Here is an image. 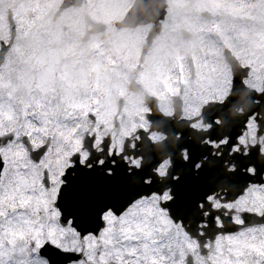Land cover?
Listing matches in <instances>:
<instances>
[{"label": "snow or ice", "instance_id": "obj_1", "mask_svg": "<svg viewBox=\"0 0 264 264\" xmlns=\"http://www.w3.org/2000/svg\"><path fill=\"white\" fill-rule=\"evenodd\" d=\"M247 86L231 80L233 90ZM252 90L264 101V88ZM77 119L66 111L34 123L27 108L21 118L0 104V264H264V147L241 133L230 151L249 158L247 179L222 199L202 197L193 215L178 191L163 194L175 211L156 206L155 192L126 198L116 161L105 166L116 149ZM252 122L264 126L256 109L244 128Z\"/></svg>", "mask_w": 264, "mask_h": 264}, {"label": "rangeland", "instance_id": "obj_2", "mask_svg": "<svg viewBox=\"0 0 264 264\" xmlns=\"http://www.w3.org/2000/svg\"><path fill=\"white\" fill-rule=\"evenodd\" d=\"M59 1L60 0H0V39L7 40L8 38L9 28L5 20L7 9L13 11V17L16 24V35L5 58V60L10 62L0 66V82L1 77L5 80L7 79L6 83L0 84V104H3L6 110L11 108L12 111L21 118L25 108H27L28 111L33 114L34 123L43 119L41 115L45 114V109L42 106H39V104L37 106L36 104L34 105V103H30V98L28 100L24 95V88L20 87V79L22 81L25 80V76L20 74V63L24 53H32L34 47L37 46L42 48L49 47L55 51L60 47H65L61 46L63 45V42L66 44L68 43L69 45L65 44L67 47L63 48L61 51H65V49L68 48L77 50V40L83 32V17L84 15H89L94 20H101L105 23L106 38L104 43L109 42L110 47L107 48L108 50H101L100 46H102V44L98 41L93 42V40L79 45V47H87V45L94 43L92 48L96 49L97 53L95 58L76 62V82H80L86 76H90V79L93 80L96 76L100 75L102 71L109 69L114 70L115 77L118 78L119 75L116 69L119 64L115 62L113 55L119 54L125 56V54L122 53L123 48L135 45V42L138 41L141 35L138 28L132 31H127L128 35L125 36L121 35V33L125 31L116 34L117 31L112 23L115 18L120 17L119 15L122 13L121 11L124 10V7L127 6L130 0H84L80 7L70 8L63 11L60 16L53 21L52 14L59 4ZM207 2L208 0H196L189 5L187 0H167L168 11L163 23L164 29L160 36L155 39L152 52H155L156 54V51L160 47H163L166 42L169 44H177L175 38L176 32H178V28L182 24L179 21L178 16L186 18L183 24H185L188 29L198 32V30L202 28L204 33H200V35L204 36L202 40L197 38L196 41L193 42L194 61L197 66V75L192 83L188 84L187 82L189 69L186 59L184 58L183 50L179 44L175 47V52H170L167 49V58H163L161 61L157 60L155 63L156 72L167 80V95L165 94L161 97L163 100L161 105L164 106L167 102V110L170 104L168 95L177 90V82L180 79H185L186 96L190 95L189 90L193 87L197 88V83L201 82L205 86L206 84L204 83L208 82L212 85L213 82L217 81L216 77L218 76L220 78L229 77L228 70L224 67L222 55L220 51H218V45L214 41L211 42L210 39L206 40L205 38L209 29H215L216 32L225 33L227 40H225L224 43L232 47L234 52L238 55L246 56L244 58L245 61L252 62L255 69H253L249 81L256 80L260 75L264 77V0H249L248 6L243 5V7L245 6L244 11L243 9L238 10L237 7L230 9L236 10L237 17L234 21L231 20L229 14H222L221 11L226 9V7H223L224 4L222 0H212L210 4L213 6L215 10L214 15L216 13L218 19L215 21L213 20L210 28V23H208L206 19L198 16V10L209 7ZM247 7L248 10L246 11ZM209 8H211V6ZM191 10H194L197 13L192 15L190 13ZM187 11L189 13H187ZM242 12L244 15L253 18V22L250 25H246L239 21L238 15H241ZM62 25L67 26L64 41H62L61 35L59 36V32H57L56 35V29L60 27L62 30ZM199 25H202V27ZM172 28H174L175 32L173 34H168V31ZM230 29H233V34L230 33ZM54 43L59 46L54 45ZM224 43L222 41L221 47L222 44L225 45ZM60 60L61 58L56 59V56L53 55L49 56L47 59V64L43 68L42 75L39 76L40 85L37 93H39L40 98L44 97L45 94L50 91L51 86H49V84L54 78L52 76V67L56 65L57 67L62 68L64 66ZM120 65L125 66L126 62L123 60ZM107 75H110V73L107 72ZM142 79L147 82L153 90L158 89L156 82H154L149 76L142 77ZM110 80L111 78L105 83V87H107V90L109 91L108 93L111 92L110 90H112L116 84L110 83ZM121 82L122 79H119V83ZM73 85V80H65L64 96L66 100L71 98ZM206 87L205 90H207ZM108 93L103 92L101 94V101L104 105L109 104L110 99ZM85 94L86 90L83 88L77 89L76 97L72 103H84L83 100ZM91 98L93 97L91 96ZM207 98L208 97L204 95L202 98H199L196 102V107ZM93 102V108L98 119L100 121H106L108 118L106 112L103 110L100 112V109L104 107L95 104V98H93ZM43 104L53 111L55 116H57V111L59 110L62 115L67 111L71 113L73 117H78L76 124L77 126H81L82 133L85 131L84 120L86 119V112H82V110H84L83 105L76 106V109L72 106L63 109L64 106L61 107V102L59 100L54 102L50 98L44 101ZM191 104L190 101H187L185 111L192 108ZM77 109L81 111L78 112ZM58 117H60V115H58ZM48 119L50 121L52 120L50 117H48ZM143 123H145V120H137L132 115H129L123 124V133L126 134L134 129L135 125H143ZM10 128L11 125L9 126V129L6 130H10ZM24 130L27 129H21V131ZM151 201L156 204L155 198H152Z\"/></svg>", "mask_w": 264, "mask_h": 264}, {"label": "flooded vegetation", "instance_id": "obj_3", "mask_svg": "<svg viewBox=\"0 0 264 264\" xmlns=\"http://www.w3.org/2000/svg\"><path fill=\"white\" fill-rule=\"evenodd\" d=\"M212 0H208L207 5L211 8L208 7V10L212 13H214V8L210 4ZM224 6L226 9L222 10V14H229L231 20L236 19V10H230L234 9L237 7V9H243L245 10V6L249 5V0H222ZM243 5H245L243 7ZM248 10V7L247 9ZM213 11V12H212ZM235 13V14H234ZM243 13V12H242ZM242 16L238 15L240 18ZM215 19H218L215 15H213ZM231 21V22H233ZM85 26H83L84 28ZM123 32L124 34L127 33V30L125 28ZM230 33H233V29H230ZM229 33V34H230ZM94 40L95 42H100L102 43V40L97 36V35H92L88 42ZM227 40V36L225 33H220L218 40H216L218 43V51H220V46L219 43L222 41ZM54 42V41H53ZM87 42V43H88ZM143 42V41H142ZM142 42L140 43L139 39L136 41V44L133 46H129L127 48H123V54L125 56L120 55L118 57L121 61H125L126 65L121 66V69L117 71L119 77L123 79L121 84L119 85V89L122 90L125 88L124 95L127 97L120 96L118 98L115 97L113 90H110L111 92L108 93L109 91L107 90V87H105L103 84L107 81V73L106 70L102 71L100 75L96 76L93 80L90 79V76L84 77L80 82H76L77 78V61H86L91 58L96 57L97 50L93 49V45H87V47H79L76 49L68 48L63 50V48H66V45H69L68 43H64L61 46L65 47H60L53 51V49L49 47H34V50L30 54L24 53L22 55V61L20 63L21 65V74L25 76V80H21L20 87L24 88V95L26 98L29 100L30 98V103H34L38 106H42L45 109V114L42 115L44 118L50 117L52 120H55L58 115L63 116L61 112L58 110L57 111V116L54 115L53 111H51L46 105L43 104L44 101L48 100L49 98L52 101L59 100L61 102V107L64 106L63 109H66L69 106H72L76 109V104H73V100L76 97V92L77 88H83L86 90L85 98H84V103H79L78 105H83L84 110L82 112H86V119L84 120L85 124V131H88V133L91 135V133L96 132L97 135L103 139V136H108L110 138L109 144L105 147L108 148L109 145L113 148L116 149V154L115 155H107L106 156V164L105 166L110 165L111 160H115V168L117 170V176L114 181L115 187H123L125 177L127 179L132 178V181L128 182L126 185L133 187L138 184L139 177L140 180L144 179V177H151L152 178V183L151 187L154 189L155 193H158L156 196V204L159 206V201L161 199L164 200V193L165 192H170L171 187L167 185V175L170 178V181L177 180L178 184L176 188L180 190H186L187 185L190 183V180H196V178H200L201 176L204 175V171L207 170L204 168V164H206L208 161L211 160L214 164H218L220 162H223L224 165L226 166L224 168V172H220V169L218 167L213 168L212 170L215 171L218 175L221 174L225 180L223 183L221 182H214L213 187L214 191L212 193H215L218 198H223L225 192H233L234 187L236 184H234V181L236 178V170H233L230 165L235 164V165H241L240 171L244 173V166L248 163L249 158H240V157H235V152L238 154H241L240 151H230L232 146L236 143H238V137L241 133L244 135V141L242 143L246 145H252L253 143L259 144L261 147H264V126L257 125L255 122H252L251 126L249 128H244V123L243 126H240V116L233 115L231 117V128L233 130L240 129V132H235V135L233 137V141L231 142V145L228 148V152L226 153L225 157H223V145L227 141V137L213 141L212 143V154L214 157L207 159L205 157H201L197 160V162L192 166L189 167V170L185 167H182L184 170L183 174L179 173H174V174H168L169 168L170 170H175V168H172L171 163H170V158L169 157H163L161 159H158L164 152L156 151L153 154L152 162L157 164L149 170L147 167H144L141 169V173H137L136 175L130 176L127 172H129V169L131 170H136L139 172L140 165H141V160H142V155L141 153L147 150H150V145L152 143H155L161 139H163L166 134L161 130L157 128L149 129L150 128V123L146 120L148 117V114L151 112V105H155V99L149 98L147 102V98L144 100V96L146 94L153 95L157 99V105L161 112L164 115H171L173 112V103L171 101V97L174 94L170 95V108L167 110V102L164 106L161 104L163 103L162 96L167 95V80L164 79L158 72L155 70V63L157 60L167 58V47H160L158 51L155 52H148L146 55H144V58L140 59V50L142 46ZM140 43V44H139ZM66 44V45H65ZM54 45H57L54 43ZM59 46V45H57ZM101 50H108L105 48V46H100ZM223 49L222 48V58L224 59L223 56ZM231 52L233 53L234 49L230 48ZM52 50V51H48ZM56 56V59L61 58V62L63 63V67L59 68L56 65L52 67V76L54 77L52 79V82L49 84L51 86L50 91L45 94L44 97L40 98L38 89L40 85L39 81V76L42 75V71L44 66L47 64V59L49 56ZM235 57H237L238 61L241 62L243 65H249L251 66V70L249 72V75L245 78V80L248 82V86L250 89H252V85H257L259 88H264V77L259 76L256 80H251L249 81V77L252 74V70L255 69L253 66L252 62H247L244 61V58L246 56H239L233 53ZM243 60V61H242ZM224 62L226 63L225 59ZM79 67V65H78ZM228 67V66H227ZM125 71V73H124ZM196 71V70H195ZM196 72L194 73H189L188 77V82L192 83L193 80L196 77ZM150 77L154 82H156V86L158 89H152L151 86L145 82L142 77ZM66 79H71L74 81V85L72 88V95L69 100L65 99L64 92H65V80ZM130 79H134L138 82L141 83V87L139 88L138 91H131L128 89V81ZM217 81L213 82L211 85V95H212V100L220 103L225 99V97L229 94V91L232 89L231 88V77L228 78H220L219 76L216 77ZM201 83V82H200ZM197 83V88H192L189 90L190 95H184L186 85L184 83H180L182 85V112L180 116L178 117H170L169 122L173 123L176 128H185L186 130H192V128L198 129L201 128V122L197 120V115L199 114L200 110H196V102L199 99V96L203 95L205 92V86L201 83ZM103 92H107L109 94V104H103L102 99H101V94ZM95 98V104H99L103 106L104 108L100 109V112L103 110L106 112V115L108 116L106 121H100L97 117V114L95 113L94 110V102L93 98ZM121 98V99H120ZM241 102L238 105L233 107V112L234 113H242L245 109L244 108H252L256 109L257 112L261 114L262 111H264V101H261L259 91L255 93V96L253 98H249L248 95L246 94H241L240 95ZM187 101H190L192 104V108L188 109L185 111L186 108V103ZM245 101H248L249 104L248 106H245ZM253 102V104H251ZM121 107H120V106ZM35 107V106H34ZM201 105L199 106V108ZM78 112L81 110L77 109ZM36 112V111H35ZM94 112V113H93ZM132 115L135 119L140 120L143 119L145 120V123L143 125L139 124L138 126L135 125V128L132 129L130 132L124 134L123 129H124V122L125 119L129 116ZM226 115V113L224 114ZM262 120V119H261ZM217 123L220 122V119L215 120ZM264 121V119L262 120ZM191 127V128H190ZM84 132V131H83ZM144 132L145 135H144ZM179 135V132L177 133V136ZM125 138L129 139V142L124 146V140ZM183 152V158H186V153L185 150L181 151ZM122 155V156H120ZM222 155V157H221ZM120 156V157H119ZM158 159V160H157ZM257 164L264 163V158H256ZM125 163V164H124ZM124 165H126V170H124ZM199 165V167H197ZM172 168V169H171ZM176 169H180L179 167ZM190 171V173L188 172ZM230 171V173H229ZM126 172V174L124 173ZM240 177L242 176H247V175H239ZM165 178V179H163ZM161 181L162 184H155L153 182L155 181ZM175 184H173L174 186ZM168 186V188H167ZM211 193V194H212ZM216 197H214L215 199ZM162 204V202H161ZM188 208V207H186ZM189 209L192 211V214H195V206L189 207Z\"/></svg>", "mask_w": 264, "mask_h": 264}, {"label": "water", "instance_id": "obj_4", "mask_svg": "<svg viewBox=\"0 0 264 264\" xmlns=\"http://www.w3.org/2000/svg\"><path fill=\"white\" fill-rule=\"evenodd\" d=\"M79 2H80V0H73V3L74 4H79ZM155 6H156V8H158V10H159V14L162 12V4H161V0H155ZM70 4V1L69 0H64V2H63V4L59 7V9H58V11L56 12V14H58L59 13V11L61 10V9H63L64 7H66V6H68ZM9 20H10V22H11V39H10V42L7 44V45H2V47H1V49H0V57L3 55V53L8 49V47H9V45H10V43H11V41H12V39H13V35H14V25H13V22H12V20L10 19V15H9ZM96 27L97 28H100V27H102L101 25H99V24H97L96 25ZM87 37V34L85 35V37L84 38H86ZM210 132V131H209ZM205 136V135H204ZM179 141H183V139H178ZM174 141H175V139H174ZM169 142V139L167 140V143ZM184 142V141H183ZM183 142H179V143H183ZM209 153H210V151H209ZM236 183L237 184H240V179H236ZM138 193H135V194H133V195H128V196H126V198H131V197H134V196H136ZM206 195V193H204L203 194V196H200V197H198L197 199H200V198H202V197H204ZM172 205H174V206H176L177 207V203H176V201H172ZM172 210L173 211H175L176 209L175 208H172Z\"/></svg>", "mask_w": 264, "mask_h": 264}]
</instances>
